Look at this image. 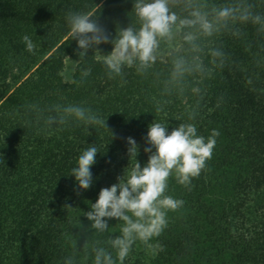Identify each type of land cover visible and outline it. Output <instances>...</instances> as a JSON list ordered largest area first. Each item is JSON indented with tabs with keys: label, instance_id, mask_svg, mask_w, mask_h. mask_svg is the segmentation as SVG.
<instances>
[{
	"label": "trees",
	"instance_id": "obj_1",
	"mask_svg": "<svg viewBox=\"0 0 264 264\" xmlns=\"http://www.w3.org/2000/svg\"><path fill=\"white\" fill-rule=\"evenodd\" d=\"M86 3L98 6L97 20L112 36L130 23L131 0H0V264H62L74 238L82 248L92 232L82 213L131 166L125 138L138 143L143 167L154 119L168 121L169 131L191 122L206 139L213 130L219 135L187 186L169 177L166 194L183 205L168 212L167 227L150 249L155 256L148 258L149 248L137 244L125 264H264V38L250 30L225 37L229 61L195 84L202 97L172 96L157 113L153 96L167 75L166 62L144 77L129 71L127 83L106 79L99 65L86 82L63 77L66 56L79 59L65 15ZM24 35L33 40V53L24 49ZM111 47L98 46L102 54ZM36 102L83 103L105 118L106 128L28 124L26 108ZM188 105L198 106L192 120ZM91 144L100 150L90 169L93 184L80 191L68 174ZM108 223L111 230L116 221Z\"/></svg>",
	"mask_w": 264,
	"mask_h": 264
},
{
	"label": "clouds",
	"instance_id": "obj_2",
	"mask_svg": "<svg viewBox=\"0 0 264 264\" xmlns=\"http://www.w3.org/2000/svg\"><path fill=\"white\" fill-rule=\"evenodd\" d=\"M131 3L130 23L117 28L114 36L98 22V6L86 3L83 8L66 13L68 41L75 40L79 59L66 56L62 72L65 79L86 82L93 65H99L106 79L127 83L129 71L144 77L158 63L166 62L167 75L153 96L154 110L160 113L169 106L168 98L172 96L192 93L197 100L202 97L203 90L195 84L210 80L229 61L225 37L238 39L250 30L264 38V2L257 0ZM21 41L24 49L33 53L35 45L30 36H22ZM109 43L111 51L102 54L98 46ZM197 108L185 106L188 120L194 118ZM26 116V123L45 129L71 124L83 126L85 131L88 126L105 127V118L92 107L77 102L32 103L26 108ZM217 135L213 130L206 139L197 134L196 125L191 122L179 123L169 131L168 121L154 119L144 138L147 161L143 167L136 159L138 143L132 137L125 138L131 166L128 163L116 183L101 188L94 203L89 201V210L82 214L90 222L91 235L79 249L74 238L62 264H125L137 244L155 250L153 241L167 227L168 212L183 205L182 200L166 194L169 177L187 186L211 158ZM98 151L95 144L84 148L68 174L80 191L93 184L90 169ZM109 220L116 221L111 230Z\"/></svg>",
	"mask_w": 264,
	"mask_h": 264
},
{
	"label": "rangeland",
	"instance_id": "obj_3",
	"mask_svg": "<svg viewBox=\"0 0 264 264\" xmlns=\"http://www.w3.org/2000/svg\"><path fill=\"white\" fill-rule=\"evenodd\" d=\"M66 63H67V61H66ZM66 65V64H65ZM67 80V79H66ZM67 81H69V80H67ZM145 254H146V256L148 257V258H153L154 256H155V253L152 251V250H150V249H145Z\"/></svg>",
	"mask_w": 264,
	"mask_h": 264
}]
</instances>
